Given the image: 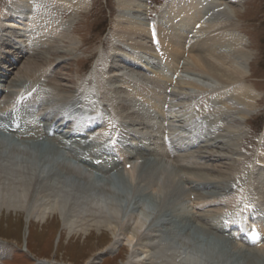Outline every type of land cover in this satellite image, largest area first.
Instances as JSON below:
<instances>
[{
  "label": "rangeland",
  "instance_id": "374dc122",
  "mask_svg": "<svg viewBox=\"0 0 264 264\" xmlns=\"http://www.w3.org/2000/svg\"><path fill=\"white\" fill-rule=\"evenodd\" d=\"M88 1L90 5L88 10L77 13L59 10L58 13L63 12L64 17L61 36H57V39L52 37L44 40L36 46L31 45L27 34L23 33L22 21L18 22L20 20L14 13L18 12L15 8H18L21 3L12 5L13 0H0V74H10V79L6 83L9 88L5 87L6 92L14 91L15 96L17 88L14 85L11 86L13 83L11 81L17 80L19 84L25 81L28 88L30 86L37 88L38 93L42 95V102L46 106L40 115L42 120L55 121L62 116L68 119L71 125H76L81 120H86V124H92L95 129L92 128L84 136L86 145L71 148L62 146L57 156L61 161L68 162L81 173L83 172L82 175L87 177L89 175L90 179H94L93 181L97 184L115 186L119 180L131 184L137 176L134 168L136 165H144L148 162L161 163L166 168V172L158 182V189H152L153 191L150 189V194L158 193L163 187L164 179L170 175L175 179L179 189L184 188L185 196L178 203V207L182 206L183 209L173 212L175 215L179 214L177 219L173 220L172 216L168 218V215H165L155 219V224L161 226L165 232H168L167 229H171L172 233L174 231L175 238L173 241L171 239L172 243L179 246L184 243L187 247L183 245L182 252L187 250L189 254L194 252L192 259L200 254L192 251L196 248L195 241L188 239L184 232H179L176 228L182 219L179 212L186 213L190 223L194 222L187 226L189 229H186L192 233L190 236L199 237L196 227L209 230L210 239H214L212 244L217 243L218 252L225 251L232 257L243 255V258L249 261L246 264L254 262V264H264V243L259 247H246L239 243V240L235 242L227 234L219 233L217 226L221 219L216 222L218 215L229 216L246 208L259 211V214L264 215V183L257 177L261 174L264 180V161H262L264 159V136L262 137L264 134V0H241L240 3L220 1L219 3L224 2L225 9H221L220 12L214 9L210 12L209 22L206 23L210 27L198 31V36H202L212 32L213 25H220L222 21L228 22V26L232 25L233 21L237 22L235 31H231L229 27L228 30L238 33L237 36L244 40L247 46L241 53L233 49L231 56L238 59L237 62L240 61L241 66H237L247 75L244 83L253 85L260 95L257 108L251 111L247 121L240 118V111L230 114L219 98L215 103L206 104L201 101L208 95L210 99V94H217V90L223 92L224 89L221 88L220 83L214 84L213 81L191 72L180 73V80L183 76L184 79L196 78V81L203 85L207 82L209 87L211 84L209 94L190 88L184 80L179 82L182 85L178 83L174 88L168 110V107L163 108V96H159V93L153 91L152 93L151 90L146 94L142 93L143 90H147V87L153 85L154 76L151 73L153 71L144 63L143 55L148 53L144 49H132L130 44L136 39L126 33L130 31L131 24L136 20L150 25L156 21L159 22L162 17L159 6L166 0H141L143 14L141 10L137 12V8L132 9L131 5L123 6L122 0ZM36 5L39 9L46 10L47 6L44 2H37ZM119 23L122 28L118 27ZM226 42V47L233 46L231 42ZM146 58L155 61L153 65L157 68L156 70L160 68L157 66L158 59L147 56ZM32 61L39 64L36 67L38 75H41L38 82L32 77H23L22 70ZM12 63L16 65V68L12 66ZM141 66L142 68H139ZM6 67L9 69L6 70ZM131 83H134L135 90L128 88L131 87ZM154 89L160 92L163 90L162 88ZM126 90H130V93ZM6 95L3 94L0 106L8 105L9 99ZM74 95L76 96L71 102L69 101L70 103L68 102L67 106L57 104L59 97ZM137 100L140 104L144 101L153 107L150 109L153 116L156 115L154 120L158 119L157 125H159L153 133L150 131L151 122L148 121L152 116H148L147 120L137 115L136 110L139 108L136 107H140ZM207 105L208 110L205 108ZM201 107L205 108L207 113L197 121L199 117L195 116L197 113L193 111H203ZM156 110L159 111L156 112ZM193 129L199 130L200 133L197 144L193 147L188 143L185 150H177V152L180 142H183L185 137L189 140ZM106 132L112 138L116 136L117 139L107 149L109 158L118 159L120 153H123L124 157L131 160L128 162L130 165L122 164V169L106 172L102 171V167H92L91 161L87 163L83 160L84 157L92 154L90 150H95V147L99 152L102 150L99 143H102ZM164 135H169L172 140L171 147H174L176 151L174 155H168L163 149ZM18 138L2 136L4 141L9 142L7 143L9 146L15 145L17 148L24 149L19 146L25 137L20 136L21 140ZM45 144L54 148L58 146L52 137H49ZM112 149L115 151L113 155L110 154L113 152ZM124 170L129 171L130 174L121 172ZM112 177H116L117 182H113ZM128 186L131 188L117 190L122 197V206L124 208L130 206L131 209L140 206L141 212L143 211L142 213L150 222L157 214L152 201L143 198L145 195L142 194L141 189L132 188L134 184ZM231 197L237 198V204L231 206ZM28 213V210L24 209L0 208V264H125L127 261L132 263L133 259L135 261L131 247L124 244L122 240L112 252L107 250L114 242L112 233L107 229L93 228L87 232L71 233L64 228L62 218L58 214L49 219L47 217L44 221H39L32 216L29 221ZM255 251H259L258 253L263 254V257L258 259ZM186 256L187 254L183 258ZM231 261L228 264H245L241 260V263L235 261L230 263ZM221 264H227V262L222 261Z\"/></svg>",
  "mask_w": 264,
  "mask_h": 264
},
{
  "label": "bare ground",
  "instance_id": "6f19581e",
  "mask_svg": "<svg viewBox=\"0 0 264 264\" xmlns=\"http://www.w3.org/2000/svg\"><path fill=\"white\" fill-rule=\"evenodd\" d=\"M220 1L224 0H166L159 6V11L162 16L159 22L156 21L154 24L150 25L136 20L131 24L132 28L126 34L134 36L136 39V41H134V39V42L130 44L132 49H144L146 53H148L143 55L145 60L144 63L149 66L148 69H152L153 72L151 73L154 78L153 85H150L149 88L147 87V90H143V94H146L147 91L150 92L149 90L159 93V96H163V101L166 103L168 90L174 92V88L177 87L178 83L184 82V80L185 84L190 88H195L198 91L209 94L211 84H209V87L207 82L206 85H203L197 82L196 78L194 80L192 78L184 79L183 76L180 80V73L191 72L194 75H199L201 78L213 81L214 84L220 83L221 88L224 89L223 92L217 90V94H210V99H208L209 95L207 96L205 93L207 98L204 97L201 101L206 104L211 102L215 103L219 98L220 102H223L230 114L240 111V118L247 121L250 114L256 110L260 95L253 85L244 83L247 75L237 66L241 64H239L240 61L237 62L238 59L231 56L234 52L233 49L241 53L247 46L244 40L237 36L238 33L231 32L236 30L237 22L233 21L232 25L230 24L228 26V22L225 23L222 21L220 25H213L214 29L212 32L198 36V31H201L205 27H210V25H206V23L209 22L208 15L210 12L214 9H218L219 12L225 9L224 2L219 3ZM227 1L230 3H240L241 0ZM34 2L36 4L37 2H44L47 6L46 10L39 9ZM18 3H21L18 8H15L16 10L18 9V12H14V8H12L13 10L11 9V11L17 15V18L20 20L18 22L22 21L24 25H22L23 33L27 34V39H29L31 45L36 46L44 42V40H49L52 37L57 39V36H61L62 21H64L62 19H64V17L63 12L61 14L58 13L59 10L63 11L62 9H64L65 11L69 10V12L77 13L82 10H88L90 7L88 0H13L12 5H17ZM122 3L123 6L131 5L130 7H132V9L137 8V12H140V10L142 14L144 12L141 0H122ZM118 27L122 28L120 23ZM228 27L231 31L228 30ZM226 41L231 42L235 48H232V45V49L226 47ZM223 48H225V50ZM146 56L158 59L157 66L160 68L156 70L157 68L154 66L155 63H153L155 61H150ZM38 65L36 61L29 62L22 70L23 77H32V79H37L38 82V78L41 76L38 75L36 71ZM12 66L16 68L14 63H12ZM139 68H142V66ZM8 69L9 68L6 70ZM9 75L10 74L6 75V73L0 74V98L5 93L7 94L6 97L9 99L8 105H1L2 116H0V118L2 119H0V125L4 128L7 126L6 129L8 131L16 127L15 124H11L13 115L17 116L21 123L24 121L25 125L23 123L19 129V133H26L25 138L28 140H22V142L29 147L24 149L17 148L15 145L11 147L7 144L9 142L4 141L0 137V208L7 207L8 209L28 210L29 221L32 216L39 221H44L45 218L48 217L49 219L58 214L62 218L64 228H67L71 233L87 232L93 228L98 230L102 228L107 229L114 237V242L107 248L109 252H112L118 247L120 240L124 241L123 243L128 247H131L135 261L133 259L131 261L132 263L127 261L125 264H221L222 261L228 264L231 260L230 263L234 261L240 262V260L245 264L249 263L247 258H243V255L232 257L225 251L218 252L217 243L212 244L214 239H210L211 235L209 236V230L207 231L201 227L195 226V229L199 232V237H195L194 235V237L190 236L192 233H189L186 229H189L187 226L189 224H194V222L190 223V219L187 218L188 215H186V213L177 211L180 213L182 219L181 222H178L180 224L176 228L179 232H184V235H186L188 239L195 241L196 248H193L192 251H197L200 256L194 259L191 258L194 252L190 253L191 255L188 252L189 250H187V252H182L184 243L180 246L172 243L175 238V235H173L175 233L174 231L172 233L171 229H167L168 233L165 232V230L163 231L161 226H156L155 219L161 216L164 217L168 215V218L172 216L171 218L173 220L179 217V214L175 215L174 213L177 209H183L181 208L182 206L178 207V203H180L185 196L183 192L184 188L183 190L179 189L175 179L170 175L164 179L163 187L159 189L158 193L150 194V189H158V182L162 178L164 172H166V168L162 166L161 163L148 162L144 165H136L134 168L136 169L137 176L136 179H133L134 181L131 184L118 179L119 181H116L117 183L115 186H110L95 183V180H91L89 175L88 177L82 175L83 172L81 173L75 166L70 163L68 164V162L61 161L57 155L60 153V150H62V146H64V148L68 146L69 140H66V142L60 137L53 136L52 139L55 138L58 144L55 148L44 145L43 142H41V138H43L40 137L42 127H39L38 130H32L29 127L32 122L40 125L47 122L46 120L39 119V116L44 112L46 106L42 107V105H39L38 102L41 101V98L38 96L39 94L33 95L31 100L29 97H26L32 88L31 86L28 88L25 81H23L22 84H19L17 80H15V82L12 80L11 82L13 83L10 82L12 87L14 85V87L17 88L15 90L17 91L15 96L13 90L11 93L6 92L5 87H8L6 83H8L10 79ZM19 82H21V80H19ZM133 84L131 83V87L128 88L134 89ZM179 84L182 85L181 83ZM230 86H232L233 89L230 88ZM154 88H162L163 90L160 92V90ZM134 90L132 92H134ZM128 92L130 93V90L127 91V93ZM172 92H170L169 95ZM19 95L20 99H22L19 104L22 106L29 104V107H31L30 109H35L36 113L28 112L24 114L20 106L17 108L16 106H12L14 98L19 99ZM213 95L216 96L214 97ZM75 96L76 95L73 97H59L57 104L59 103L60 106H67L68 102H71ZM148 100L150 101V99ZM137 102L139 101L137 100ZM138 104L140 105V107H136L139 108V110H136L138 116L147 120L148 116H152L148 121L151 122L150 131L153 133L158 122V119L154 120V116L156 115L153 116V112H151L150 108L153 107H150L149 103L144 101L143 104H140V102ZM146 107H148V109H146ZM205 108L208 110V105L205 106ZM205 108L203 109V107H201L203 111H193V113H197L194 115H198L197 117H199L197 121L200 120L202 116L206 115L207 112ZM158 111L159 110H156V112ZM14 112L16 114H14ZM161 112H164L162 108ZM9 118L11 122H5V119L8 120ZM58 126L59 128L62 127V125ZM50 129L51 128H48L46 130L47 133ZM157 131H159V129ZM47 133L45 132L44 134L46 138ZM263 136L264 134L262 137ZM64 153L66 152L64 151ZM262 161H264V159H262ZM127 162H131V160L129 159ZM121 172L127 171L124 170ZM127 173L130 174L129 171ZM257 177L264 183L261 174ZM132 184H134L132 188L135 190L141 189V191H143L142 194L147 196L143 198L152 201L153 206L157 210V214L155 213L156 215L153 216L150 222H148L147 216L142 213L143 211L141 212L142 209L140 210V206L134 207L133 209L129 208L130 206L128 207L126 204L128 208H125L127 209L122 206V197L117 190L129 189L131 187L128 185ZM247 185L248 184H246V186ZM127 200H129V198ZM230 200L232 201L231 206L238 202L237 198L234 197H231ZM144 212L146 211L144 210ZM220 216L221 215H218L216 222L219 221ZM171 223L173 224L174 221ZM244 223L245 222H242V224ZM173 228L175 229V227ZM257 234L259 235V233ZM258 252L259 251H255L254 253L255 256L260 259L263 257V254L260 255ZM186 254V258H183ZM247 257L249 258V254Z\"/></svg>",
  "mask_w": 264,
  "mask_h": 264
}]
</instances>
